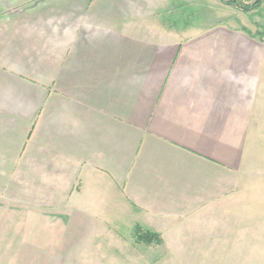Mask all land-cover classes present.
I'll use <instances>...</instances> for the list:
<instances>
[{"label":"crops","instance_id":"crops-1","mask_svg":"<svg viewBox=\"0 0 264 264\" xmlns=\"http://www.w3.org/2000/svg\"><path fill=\"white\" fill-rule=\"evenodd\" d=\"M247 16L220 0H0V179L72 242L107 235L110 259L141 232L171 251L259 248L264 39Z\"/></svg>","mask_w":264,"mask_h":264},{"label":"rangeland","instance_id":"rangeland-1","mask_svg":"<svg viewBox=\"0 0 264 264\" xmlns=\"http://www.w3.org/2000/svg\"><path fill=\"white\" fill-rule=\"evenodd\" d=\"M194 11L191 20L207 18L205 7ZM248 15V26L264 39V5ZM247 161L249 177L259 179L258 185L251 187L259 188L260 195L259 248L171 251L139 243L134 249L126 246L116 250L117 258L110 259L112 251L103 239L107 235H101L104 247L72 242L76 235L59 229L65 218L50 216L55 210L45 207V203L19 199L18 190L0 179V264H264V138ZM125 236L131 234L126 232Z\"/></svg>","mask_w":264,"mask_h":264},{"label":"trees","instance_id":"trees-1","mask_svg":"<svg viewBox=\"0 0 264 264\" xmlns=\"http://www.w3.org/2000/svg\"><path fill=\"white\" fill-rule=\"evenodd\" d=\"M220 1L225 5L230 7H235L246 14H250L251 12L256 10L259 11L264 5V0H220ZM259 34L250 33L251 36L255 38H260L262 40L263 37L261 36V34L260 35ZM135 237L137 238V241L140 244L149 245V246H153V245L157 246L163 244L160 237L155 234L141 232L136 234ZM153 237L155 239H153Z\"/></svg>","mask_w":264,"mask_h":264}]
</instances>
